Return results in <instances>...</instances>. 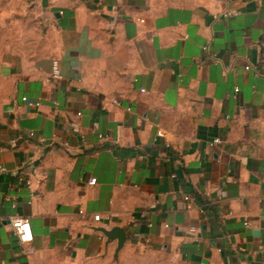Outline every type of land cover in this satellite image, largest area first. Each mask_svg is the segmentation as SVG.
<instances>
[{
    "label": "crops",
    "instance_id": "crops-1",
    "mask_svg": "<svg viewBox=\"0 0 264 264\" xmlns=\"http://www.w3.org/2000/svg\"><path fill=\"white\" fill-rule=\"evenodd\" d=\"M30 10L49 36L0 58V264H264V3ZM14 217L29 221L30 245ZM114 227L117 252L100 231Z\"/></svg>",
    "mask_w": 264,
    "mask_h": 264
},
{
    "label": "rangeland",
    "instance_id": "rangeland-1",
    "mask_svg": "<svg viewBox=\"0 0 264 264\" xmlns=\"http://www.w3.org/2000/svg\"><path fill=\"white\" fill-rule=\"evenodd\" d=\"M42 18L30 10V0H0V58L7 49L27 45V40L48 37L50 29Z\"/></svg>",
    "mask_w": 264,
    "mask_h": 264
},
{
    "label": "built area",
    "instance_id": "built-area-1",
    "mask_svg": "<svg viewBox=\"0 0 264 264\" xmlns=\"http://www.w3.org/2000/svg\"><path fill=\"white\" fill-rule=\"evenodd\" d=\"M255 1L257 3H264V0H255ZM235 14H236L235 10H224V11H222L220 13V15L222 17H225V18L232 17ZM136 19L138 21H140V22H143V19H141V18H136ZM203 51L207 53L208 52V47L204 46L203 47ZM248 68H249V66H245V69H248ZM51 76L54 79H59L60 78V68H59V65H58L57 61H53L52 62ZM238 92H239V89L237 87H234L232 96L236 97ZM23 100H26V98H23ZM112 102L115 105H119L120 104V101L117 98H114L112 100ZM29 104L30 105H35V106L39 105L38 102H30ZM32 136H34V133L30 132L29 133V137H32ZM99 137L102 138L103 136L99 135ZM38 142L40 144H42V145L46 143L43 138H39ZM220 143H221V140L219 138H214V139H212L211 141L208 142V145H209L210 148H215ZM16 144H17V141H15V140L11 141V147H15ZM0 170H4V168L1 167ZM17 180L19 182H24L27 186H30L29 179L24 178L22 175H18L17 176ZM95 182H96V179L95 178H91L88 181V184L92 185ZM183 199L186 202L187 209L190 208L191 207V201L194 199V197L192 195H184ZM200 212H202V209H200ZM141 216L143 217L144 214L142 213ZM93 218H94V220L98 221L100 217H99V215H94ZM10 226H11V229H12V233H13L16 241L19 244H21V245H30V243L33 240V234H32V230H31V225H30V223H29V221L27 219L21 218V217H14V218L10 219ZM190 230L194 231V228H191ZM27 252L31 253L32 249L28 248Z\"/></svg>",
    "mask_w": 264,
    "mask_h": 264
},
{
    "label": "water",
    "instance_id": "water-1",
    "mask_svg": "<svg viewBox=\"0 0 264 264\" xmlns=\"http://www.w3.org/2000/svg\"><path fill=\"white\" fill-rule=\"evenodd\" d=\"M100 231L104 233V235H106L107 237H115L118 239L116 252L122 247L126 239V235L123 229H120L118 227H114L111 229L101 228Z\"/></svg>",
    "mask_w": 264,
    "mask_h": 264
}]
</instances>
